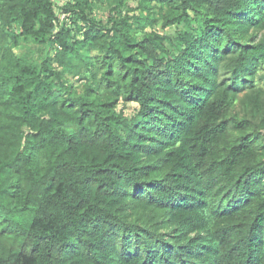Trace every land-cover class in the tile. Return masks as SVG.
Masks as SVG:
<instances>
[{
	"label": "trees",
	"instance_id": "1",
	"mask_svg": "<svg viewBox=\"0 0 264 264\" xmlns=\"http://www.w3.org/2000/svg\"><path fill=\"white\" fill-rule=\"evenodd\" d=\"M112 1L0 0V264H264V0Z\"/></svg>",
	"mask_w": 264,
	"mask_h": 264
},
{
	"label": "rangeland",
	"instance_id": "2",
	"mask_svg": "<svg viewBox=\"0 0 264 264\" xmlns=\"http://www.w3.org/2000/svg\"><path fill=\"white\" fill-rule=\"evenodd\" d=\"M71 0H54L56 10H59L62 5L69 3ZM114 1L112 0H92V7L94 14L101 19L102 21H107L110 14L111 7L113 6ZM176 4V0H130L128 5L123 7L122 13L114 11L116 18H121L125 14H129V18H126L128 22L127 28L131 36L141 39L143 34L149 33L152 30L161 32L165 35L170 36L172 39H176L185 29L186 26L184 23L181 24H169L163 25V16L167 15L173 10V6ZM152 17H155L157 21H152ZM246 36L249 43L257 42L264 39V30L258 29L253 25L246 24ZM36 42V41H35ZM34 42V43H35ZM38 44V42H36ZM39 45V44H38ZM47 52L52 56V62L56 65L57 68H62V65L54 57L56 53V46L51 44H46ZM169 47L174 48L173 44H169ZM106 51V47L93 48L90 50L91 55H96L97 53ZM74 63L83 64L78 57H74ZM64 78L73 84L74 92L81 94L86 89L85 79L80 78L77 73L71 72L70 70H65ZM258 83L264 88V63L261 70L259 71ZM123 108L125 112L130 115L137 104L134 102H122L118 105V109ZM235 112H238L239 115H243V111L240 110L239 106H236L234 109ZM256 121H259L258 119ZM264 135V129L261 130ZM153 214L152 211L145 212L142 217L147 219L149 215Z\"/></svg>",
	"mask_w": 264,
	"mask_h": 264
}]
</instances>
